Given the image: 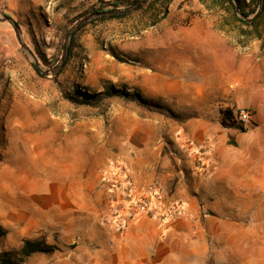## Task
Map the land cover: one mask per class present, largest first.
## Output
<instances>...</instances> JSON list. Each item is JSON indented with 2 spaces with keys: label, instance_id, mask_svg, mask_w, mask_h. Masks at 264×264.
I'll list each match as a JSON object with an SVG mask.
<instances>
[{
  "label": "rangeland",
  "instance_id": "374dc122",
  "mask_svg": "<svg viewBox=\"0 0 264 264\" xmlns=\"http://www.w3.org/2000/svg\"><path fill=\"white\" fill-rule=\"evenodd\" d=\"M135 3L0 0V18L8 15L19 24L23 42L39 66L49 71L44 76L37 72L13 24L0 21V260L70 264L72 253L76 259L87 255L89 262L95 260V249L109 243L106 231L119 230L113 224L107 188L124 183L120 169L132 180L131 165L123 157H131V142L143 144L147 120L180 121L186 112L181 114L175 105L188 98L200 106L187 110L189 116L221 118V111L231 107L212 104L236 97L239 82L259 72L255 65L264 56V16L250 27L239 22L223 0H147L141 9L120 13L125 14L120 18L109 17L114 14L109 11L128 10ZM102 6L110 10L97 11ZM85 17L90 18L69 41L70 46L73 40V48L67 64L55 73L69 31ZM187 39L228 43L226 55L219 56L230 68L225 76L232 82L224 83V75H214L217 71L204 75L203 67L214 65L215 59L196 52L185 56L178 43ZM245 53L248 70L240 72ZM259 75L258 84L264 89V66ZM221 80L231 93L224 92ZM112 88L125 93L104 94L95 104L81 100L80 94ZM245 107L232 109L238 112ZM258 121L256 115L253 122ZM97 161L99 168L90 173L89 166ZM80 181L98 184L100 204H88L91 220L84 230L66 233L70 217L64 200L67 187ZM52 192L59 203L55 207L47 201ZM76 209L83 211V207ZM238 209L233 206L232 213ZM26 239H42L57 249L21 261L18 251ZM78 249L89 252L80 254Z\"/></svg>",
  "mask_w": 264,
  "mask_h": 264
},
{
  "label": "crops",
  "instance_id": "0c3cea01",
  "mask_svg": "<svg viewBox=\"0 0 264 264\" xmlns=\"http://www.w3.org/2000/svg\"><path fill=\"white\" fill-rule=\"evenodd\" d=\"M178 44L185 56L196 52L215 59L214 65L203 67L204 75L217 71L214 75H224V83L232 82L225 76L230 68L219 56L226 55L224 40L187 39ZM247 58L245 53L240 72L248 70ZM263 58L259 56L255 65L260 73ZM259 72L238 81L236 97L212 104L235 109L246 106L254 111L253 120L257 115L259 121L248 131L224 127L219 117L189 116L187 110L200 108L189 98L175 105L181 114L186 112L180 121L147 120L143 144L131 142V157L123 158L131 165V179L138 189L160 192L161 199L154 200L151 214H139L122 232L107 230L109 243L95 249V260L89 262L87 255L76 259L72 253L70 264H264V89L258 84ZM222 82L224 92L231 93ZM89 168L90 173L96 172L99 162ZM101 193L97 183L87 181L67 187L64 200L70 217L66 233L86 228L91 220L88 204H100ZM47 201L49 206L59 204L53 192ZM173 202L183 210L172 213L169 205ZM76 206L83 211H76ZM233 206H239L237 214L232 213ZM209 210L221 213L212 215Z\"/></svg>",
  "mask_w": 264,
  "mask_h": 264
},
{
  "label": "trees",
  "instance_id": "16d2710c",
  "mask_svg": "<svg viewBox=\"0 0 264 264\" xmlns=\"http://www.w3.org/2000/svg\"><path fill=\"white\" fill-rule=\"evenodd\" d=\"M138 0H133V3L137 2ZM224 4H227L230 9H232L234 16L236 17V19L239 22H242L243 24L250 26V27H254L257 22L264 16V0H223ZM147 2V0L143 1V3H141L138 6V9L143 8L144 4ZM256 5V7L251 8V6ZM239 7V10H238ZM251 9V11H250ZM110 9H106L104 6H102L100 9H98L97 11H102V12H106L109 11ZM241 12V14L249 17L251 14H255L254 17H252L251 19H246L242 16L239 15V13ZM125 16V14H118V13H114L109 15V17L111 18H120ZM248 31H246L247 33ZM73 44V40L71 41V44L69 46V54H68V58L64 64V66L67 64L69 56L71 55L72 52V46ZM35 69L37 70V72L44 76V74L37 69V67L35 66ZM61 73V72H60ZM119 92L125 93L124 90L122 89H116V88H112L111 90H107L101 93H83L80 94L81 96V100L84 103H90V104H95L98 100H100L99 98L102 97V95L107 94L109 96L115 95ZM80 98V97H79ZM237 112H235L234 109L232 108H226L224 110L221 111V123L224 127H237L239 129H241L242 131H246V129L236 121L235 117H236ZM255 123H253L254 125ZM2 231V230H1ZM57 249V246L54 244H49L46 241L42 240V239H26L22 245V247L19 249L18 251V256L20 258L21 261H24L26 258L32 256L35 253L38 252H42V253H53L55 250ZM0 264H18V262H16L15 260L12 259H2L0 260Z\"/></svg>",
  "mask_w": 264,
  "mask_h": 264
},
{
  "label": "built area",
  "instance_id": "2783aa9c",
  "mask_svg": "<svg viewBox=\"0 0 264 264\" xmlns=\"http://www.w3.org/2000/svg\"><path fill=\"white\" fill-rule=\"evenodd\" d=\"M236 121L245 129L253 125V114L248 109H241L237 112ZM119 176L123 177L124 183H112L107 188V200L112 211L113 224L120 230L125 229L139 214H151L153 212L154 200L161 199L160 192H144L138 189L136 184L128 179L125 169H120ZM122 192L121 194L119 192ZM172 213H179L183 210L180 203L169 205Z\"/></svg>",
  "mask_w": 264,
  "mask_h": 264
},
{
  "label": "water",
  "instance_id": "95a60500",
  "mask_svg": "<svg viewBox=\"0 0 264 264\" xmlns=\"http://www.w3.org/2000/svg\"><path fill=\"white\" fill-rule=\"evenodd\" d=\"M144 0H138L135 5L131 8V9H128V10H115V11H109V12H114V13H123L125 11H129V10H133L135 8H137ZM238 10H239V7H238ZM240 16L246 18V19H251L250 17H247L243 14H241V12L239 13ZM254 17V16H253ZM90 17H85L84 19H82L81 21H79L70 31H69V34H68V39L66 41V45H65V50H64V54H63V58L61 60V63L59 64V66L57 67V70L55 71V73H57L65 64V61H66V57L68 55V51H69V41L71 39V36L73 34V32L81 25L83 24L85 21H87ZM9 21L13 24L16 32H17V36L20 40V42L22 43V45L24 46L25 49H27V51H29V53L32 55V57L34 58V61H35V66L37 67V69H39L42 73H49V71H44L40 66H39V62L38 60L36 59L35 57V54L25 45V43L23 42V39L21 37V32H20V27H19V24L10 16L8 15H4L3 17L0 18V21Z\"/></svg>",
  "mask_w": 264,
  "mask_h": 264
}]
</instances>
